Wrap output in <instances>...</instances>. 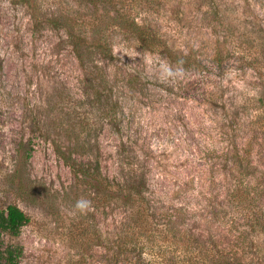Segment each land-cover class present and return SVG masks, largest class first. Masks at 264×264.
I'll use <instances>...</instances> for the list:
<instances>
[{
    "label": "rangeland",
    "instance_id": "obj_1",
    "mask_svg": "<svg viewBox=\"0 0 264 264\" xmlns=\"http://www.w3.org/2000/svg\"><path fill=\"white\" fill-rule=\"evenodd\" d=\"M28 1L40 16L74 6L73 0ZM118 1L139 19L157 20L168 44L192 50L200 63L169 61L116 33L114 65L97 56L101 70L85 73L61 29H34L27 1L0 0V209L16 204L28 218L17 234L0 236V252L16 254L13 262L1 255L0 264L106 262L109 208L57 155L55 143L67 148L84 141L104 171L122 177L144 170L160 202L187 204L190 224H211L210 206L222 198L215 196L220 177H213L207 156L223 142L221 95L242 100L255 92L261 63L251 57L261 48L264 0ZM217 49L222 64L213 61ZM104 72L108 82L100 79ZM81 199L90 202L83 210L76 206ZM214 228L217 244L234 238L223 241ZM263 239L253 235L250 242ZM154 245L143 257L184 252Z\"/></svg>",
    "mask_w": 264,
    "mask_h": 264
},
{
    "label": "trees",
    "instance_id": "obj_2",
    "mask_svg": "<svg viewBox=\"0 0 264 264\" xmlns=\"http://www.w3.org/2000/svg\"><path fill=\"white\" fill-rule=\"evenodd\" d=\"M25 1L31 8L33 28L45 24L61 29L85 73L101 68L97 65V56L114 65L116 33L135 37L142 46L160 51L169 61L181 65L200 63L192 50L177 51L168 44L157 20L137 18V14L129 12L118 0H73L74 6L65 5L46 16H40L36 7ZM259 46L258 54L251 57L261 63L254 70L259 79L253 85L254 94L242 100H228L221 95L223 115L217 127L223 142L207 156L208 165L214 169L213 177H220L214 195L222 198L210 206L207 219L212 225L190 224L187 204L160 202L144 170L140 175L122 177L104 171L84 141L77 147L67 148L55 143L57 155L81 182L101 195L109 208L111 220L104 244L105 264H264V239L260 244L250 242L253 235L264 236V34ZM223 58L218 49L213 51V61L222 64ZM101 77L109 81L105 72ZM91 80L87 76V81ZM114 89L111 83L108 94L112 102L111 118L116 114ZM24 155H30V151H24ZM229 207L237 208L238 212H230ZM27 220L21 207L6 205L0 209V236L17 234ZM213 227L218 229L217 237L221 240L234 238L217 244L210 231ZM157 242L181 247L182 257L164 254L143 257L146 248L153 249ZM1 255L6 262H13L16 257L9 248L0 252Z\"/></svg>",
    "mask_w": 264,
    "mask_h": 264
},
{
    "label": "clouds",
    "instance_id": "obj_3",
    "mask_svg": "<svg viewBox=\"0 0 264 264\" xmlns=\"http://www.w3.org/2000/svg\"><path fill=\"white\" fill-rule=\"evenodd\" d=\"M90 202L84 199L78 200L76 206L82 210L89 206Z\"/></svg>",
    "mask_w": 264,
    "mask_h": 264
}]
</instances>
